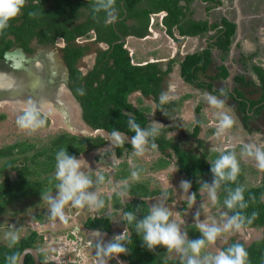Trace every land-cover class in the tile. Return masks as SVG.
<instances>
[{"label":"flooded vegetation","instance_id":"af4514ba","mask_svg":"<svg viewBox=\"0 0 264 264\" xmlns=\"http://www.w3.org/2000/svg\"><path fill=\"white\" fill-rule=\"evenodd\" d=\"M42 0H26L25 6L29 5H44L45 10L55 12V10L64 11L62 3H59L58 0H49L46 3H41ZM74 3V9L77 8V12L70 16L67 20L57 15L56 19L49 18L50 16H44L41 20V25L36 28L37 33L40 34L41 28H51V29H63L67 27L66 33L68 35H64L59 33L57 30L55 32H47V35H43V38L40 36L34 37L30 44L29 50H25L21 47L14 48L8 52H15V51H22L25 55V62L23 65L25 66L24 70H32L37 73L39 70L42 71L47 76V81L52 80L54 82L53 87L60 88V100L62 101V96L64 92L66 94H70L72 99L75 101L76 104L80 107L81 112V119H82V108L80 103L78 102L77 98L73 93V86L78 85L77 79H72V71L70 68V64L68 62V57L74 56L82 50L85 54L77 60L75 68L78 69L83 76L88 75L93 69L96 67L99 61H103L104 63H108L109 66L112 65V60H110L109 50L115 48L117 45H123V48L126 49L127 41L129 36H135L141 39H157V28L165 29V35L169 39L170 44L176 45V43H180L179 38L184 39L183 42L187 38H196L198 47L196 48V52L205 53L208 52V56L210 59V64L206 72L200 73L198 76V82L203 84V87H198L197 84H189L193 88L199 90V93L202 92H210L213 95L221 96V92L224 93L221 98L226 99L227 104L232 105V111L236 113L237 116L234 115L235 119H239L238 123L243 126V131L248 134V136H253V134H258L261 141H257V145L264 147V102L255 105L254 107L251 106L252 102H257L261 98L257 100H252L244 95V90L249 88H255L258 86L262 89V83L260 81V77L257 70L264 71V0H191V4L188 7L190 9L194 6V13L188 14L183 16L181 25L183 28H189L190 22H207L201 21V14L202 8L206 11H210V14L216 17L217 27L211 24V18L208 19V30L198 36H185L181 35L180 30L177 27L173 28L172 34L168 32L167 26L164 25V19L167 17L168 13L166 11L161 12H153L150 13L147 17L148 27H147V34L144 37H138L136 34L142 31L146 19L142 16H129V10L126 6L127 0H116L120 3L121 8H118V18L116 22L112 24H106L104 22V14L99 13L96 14L98 18H94L93 9L89 6V0H70ZM160 0H140L137 5L136 13H143L146 10L150 11L153 8V4L159 2ZM83 5V6H82ZM181 6L184 8V12L186 13L188 10L186 8V4H182ZM204 10V12H205ZM71 11V9H68ZM139 11V12H138ZM193 16V17H192ZM200 17L199 20L195 18ZM38 24V22L36 23ZM233 25L235 27V33L231 39V44L228 49L223 50L217 45L219 38L222 36L221 31H226L228 26ZM174 30L177 31L178 35L174 33ZM46 36V37H45ZM55 36V37H54ZM238 40V45L234 47L235 41ZM185 43V42H184ZM244 43H249L254 47L252 54H248L247 51L244 49ZM234 47V48H233ZM127 50V49H126ZM128 51V50H127ZM179 51V50H178ZM177 50L175 52H178ZM129 52V51H128ZM191 53L193 55L194 53ZM131 62L132 57L131 53L129 52ZM190 55L187 54L185 58ZM109 56V57H108ZM93 58L94 62L92 67H88V63L84 64V68L80 67V63L87 58ZM20 58V56H19ZM18 58V59H19ZM184 58V60H185ZM55 59L58 61L59 65L55 67L54 62ZM183 60V62H184ZM182 62V63H183ZM155 63V62H154ZM181 63V65H182ZM160 64V63H159ZM250 64L253 67V71L256 74V78L254 79L253 83L247 82H240L239 76L241 75L240 72L244 71L243 67H246ZM14 65V61H6L5 59L0 60V71L2 72H9ZM174 65V64H173ZM56 69V73L52 74V69ZM210 70H215L216 73L214 76H207ZM29 72V71H27ZM173 72L171 69L170 75ZM227 72V75L224 77V73ZM239 73V74H238ZM27 74V73H26ZM238 76H237V75ZM243 74H247L244 72ZM31 76V75H30ZM182 77V76H181ZM225 81V83H229L230 87L228 89L219 88L217 86L216 81ZM257 84V85H256ZM50 86V85H49ZM49 87V88H53ZM257 88V87H256ZM172 95L177 91L175 88L171 90ZM236 92H241L244 96L243 99L247 101L246 113L240 109V103L242 101L241 98L237 97L235 94ZM136 93H140L137 91L130 95L129 101L131 96ZM228 93V94H227ZM233 94L234 99L232 100L230 95ZM53 92L51 94L45 95V97L37 99V103H41L44 100V103H49V100L53 99ZM142 95V94H141ZM170 96V95H168ZM142 97H144L142 95ZM151 97V96H150ZM144 97V98H150ZM153 98V97H152ZM185 101L190 99V96H184ZM188 98V99H187ZM263 98V97H262ZM154 101V98L152 99ZM171 100V99H170ZM168 102H171V101ZM66 104L65 101H62ZM131 103V102H130ZM155 103V102H154ZM132 104V103H131ZM16 108L19 107V103L13 104ZM133 105V104H132ZM165 108L167 104H165ZM69 105H67L68 107ZM135 107V106H134ZM21 108V107H19ZM136 108V107H135ZM188 109V106L185 107ZM48 107H43L41 109L42 113H47L46 110ZM137 110L140 108H136ZM192 111H197V108L190 107ZM189 109V110H190ZM45 110V111H44ZM257 110L259 113H257ZM164 110L162 109L159 112L158 106L156 107V116H161ZM231 113L233 114V112ZM51 112V111H48ZM207 113V111H205ZM58 113V112H56ZM55 113V114H56ZM48 114V113H47ZM62 117L64 116L61 112H59ZM209 114V113H208ZM207 114V115H208ZM149 117V112H147ZM246 115H249L248 123L250 128H246V123L244 122V118ZM69 116V113L68 115ZM71 117V116H70ZM70 117L67 120L70 122ZM65 116L63 117V119ZM83 120V119H82ZM149 120L151 118L149 117ZM179 120L180 117H179ZM209 120V121H208ZM199 121V120H197ZM200 124L205 126L207 123H214L215 126L216 121L215 117H207L206 122L199 121ZM84 123V121H83ZM149 123V122H148ZM198 123H195L193 127L192 134L190 135L191 140L195 141L200 147L205 146V142L200 137V133L204 132V127H200V132L197 137H194L195 127ZM206 124V125H207ZM210 126V124H208ZM87 126V125H86ZM148 126V125H147ZM236 126V125H235ZM89 128V127H88ZM95 133H103L104 135L100 134L94 136L92 138L101 137L106 141V145L102 148L95 149L100 150L99 154H103L106 156V160L112 159V161L105 166L99 165L96 168H87L85 169L90 175H92L93 183L95 185V189H100L102 186L105 194L101 193L99 195L100 199L106 201L107 204L104 209L100 211H89L87 209L78 210L69 207L67 209V220L66 222H61L59 220H55L52 222H48L43 216H39L38 218L42 217V221L36 222V224L32 227V230L28 233L33 231H37V233L41 235H45L46 232L51 231L55 234H61L59 240L61 241V237H66L69 234H72L74 237V241L77 240L79 237L78 233H81V239L86 240L85 245L83 246V242H80L79 246H82L85 255L92 257L94 255L95 260L97 261V246L106 243L112 238L122 232L128 233L127 223L123 220L124 209L126 206L133 202L135 199L146 201L149 205L156 203L157 198L163 200L166 205L172 208L174 213L173 218L179 221L182 220V217H179L181 213L185 212L188 214L189 207L186 200V194L183 193L182 189L179 188V184L182 180H187L184 176L180 174L178 171V156L174 150H169L165 154L160 153L159 151L152 150L149 146L147 148L146 154L143 157H139V163H134L133 159V150H125L122 155H119L117 152V146H109L110 137L108 135V131L103 129L93 130L89 128ZM215 131V130H214ZM212 130V133L215 132ZM130 139L131 136L127 135ZM164 136H166L164 134ZM241 139L244 137L240 134L239 136ZM171 141V140H170ZM129 143V142H128ZM252 143V142H251ZM174 147L178 146L180 151L183 150L187 153H192L196 156L202 157L207 159L209 162L213 160V155H219L218 151H211L205 148L206 152L196 153V149L192 148H182L178 143H173ZM206 147V146H205ZM235 150L241 149L238 145L234 148ZM93 150V151H95ZM92 151V152H93ZM200 151V149H199ZM91 153V152H90ZM88 153V154H90ZM169 156H168V155ZM81 156V155H80ZM78 156V157H80ZM206 156V157H205ZM77 157V158H78ZM105 160V161H106ZM169 162V164H165L164 162ZM249 167L254 168V170H258L255 166V162H252V165ZM124 168V170H122ZM249 170H251L249 168ZM133 171H137L140 174V179L136 180L131 176ZM259 171V170H258ZM102 174L105 177L104 183H100L96 174ZM250 173V172H248ZM259 180L257 181L258 184L261 183L264 172L259 171ZM247 178H251V176L245 173V180ZM254 182V181H253ZM149 187H148V186ZM152 189L151 191L146 190L145 188ZM144 188V190H140ZM154 188V189H153ZM144 191H149V196H143ZM157 192V194H156ZM167 192V198L164 197L163 193ZM125 193L127 195H125ZM138 193V195H136ZM192 189H189L188 195H190ZM100 194V193H99ZM201 195V191H199ZM219 195V192H218ZM35 198V197H30ZM37 198V197H36ZM184 198V199H183ZM25 200V199H24ZM201 200V199H196ZM171 203V204H170ZM116 205H121V207H117ZM109 206V207H108ZM107 209V210H106ZM192 211V210H191ZM204 216L207 215L203 212H200ZM196 214V213H193ZM193 216V215H192ZM195 216V215H194ZM202 216V215H201ZM111 219L112 228L108 231L101 230L99 227H93L91 224H95L97 220ZM92 221V223H90ZM182 222V221H181ZM180 224L182 225L183 223ZM33 225V224H32ZM195 226L194 223L187 224L184 223L183 231H186V228H190ZM67 230V231H66ZM68 231L70 233H68ZM27 233V234H28ZM49 233V232H48ZM67 233V234H66ZM188 234V233H187ZM47 237V236H46ZM127 237V236H126ZM263 234H261V237ZM65 239V238H64ZM67 241V240H66ZM233 241L240 242L237 240H231V242L226 245L229 246ZM87 245V246H86ZM251 245V244H250ZM225 247V246H224ZM39 250V249H38ZM80 250V249H79ZM74 251H76L74 249ZM43 253V252H39ZM75 256L79 257L80 254L76 253H68L66 256L64 255L63 259L66 257L75 258ZM90 258V257H86ZM82 258H78L73 263L77 264H86L82 263ZM119 261L120 260L119 258ZM88 262V261H87ZM68 262H63L65 264ZM89 264V263H88ZM108 264H118L116 260L110 259L108 260ZM125 264V262H124Z\"/></svg>","mask_w":264,"mask_h":264},{"label":"trees","instance_id":"16d2710c","mask_svg":"<svg viewBox=\"0 0 264 264\" xmlns=\"http://www.w3.org/2000/svg\"><path fill=\"white\" fill-rule=\"evenodd\" d=\"M48 1L42 0L41 3L43 4ZM139 1H126L129 16H138L140 20L139 16H142L146 19L142 31L136 34L138 37H144L147 34L148 15L161 11L168 13L164 19V25L167 26L170 34H172V30L175 27L180 30L181 35L185 36H198L208 30V22H190L188 29L183 28L180 24L183 16L186 15L181 3H190L191 0H160L152 5L153 8L150 11L146 10L143 13H136V5ZM58 2L62 3L61 7H63L64 11H47L44 5L37 4L24 6L21 14L16 19L10 21V27L5 30L4 35L0 36V60L4 59L6 52L14 48L21 47L28 51L31 40L36 36L43 38V35H47V32H55L56 30L59 33L68 35L65 32L67 31V27L63 29L41 28L39 29L40 34L36 31V28L41 25L40 22L44 16L56 19L59 14V16L67 20L77 12V8L74 9L75 2L73 3L70 0H58ZM116 6L119 9L121 8L120 3L117 1ZM68 9H71V11H68ZM37 22L38 24H36ZM220 33H222V36L219 38L220 40H218L217 45L226 50L231 44L235 27L230 25L226 31H221ZM84 54L85 52L83 53L80 50L78 54L68 57V62L72 71V79H77L78 82V85H74L72 90L80 103L82 119L87 127L93 130L103 129L108 132H111L114 128L132 136L134 133L130 132L127 127L129 116H133L141 127H147L149 122L147 112H149V109L141 108L137 110L129 101L130 95L137 91H140L144 97H153L160 111L165 108V104H159V97L162 93L163 80L170 73L171 67L164 72L159 63H148L144 66L134 65L131 62L129 52L123 48V45H117L115 48L109 50L110 57H108L112 60L111 66L108 63L99 61L92 72L83 76L75 68V65L77 60ZM209 64L208 52H196L193 55H188L181 65V76L186 83H199L197 86L203 87V84L198 82V75L206 72ZM256 71L262 83L263 98L257 102H252V107L264 102V71L257 69ZM226 75L227 72L224 73V77ZM78 89H83L84 94L81 95ZM235 94L242 99L240 109L243 113H246L247 101L243 99L244 95L241 92H236ZM230 97L232 100L234 99L233 94ZM257 113H259L258 110ZM248 118L249 115H246L244 118L246 128H250ZM199 132L200 126L197 124L194 137H197ZM155 143L158 145L156 151L162 154H165L170 149L175 151L178 156V171L191 182V189L192 192L196 193V199H201L199 194L200 185L205 181L207 183L212 182L213 175L210 172L209 163L216 159L218 155L214 154L213 160L209 162L207 159L190 152L180 151V148L178 146L174 147L173 142L167 140L164 135L158 136L155 139ZM105 145L106 141L101 137H80L70 133H60L38 150L36 144H29L27 142H17L0 149V160L4 159L0 167V214L4 213L14 203L30 197H41L40 194L45 190L54 191V184L56 183L54 180L55 156L61 148L68 150L70 154L78 157L88 154L95 149L102 148ZM149 147L151 148V144H149ZM125 150H133L130 143L126 142L123 146H117L119 155H122ZM165 164H169V162L166 161L164 162V166ZM245 173V168L241 166V173L235 184L222 183L220 185L218 189V208H222L228 216H231L233 211H239V209L228 210L224 206V200L228 196V191L234 189L237 184L245 187L244 196L248 207L243 210V215L250 218L253 212L257 214L255 220L251 224L246 225L245 228L262 229L263 237L254 241L249 246H246L243 242L236 241H233L230 245L239 243L244 246L249 255V264H264V176L259 185L247 187L245 185ZM11 174H14V179H12ZM140 190H144V188ZM148 192L144 191L142 193L143 196H149L150 193ZM106 204L107 202L104 201L105 206ZM117 207H121V205H116ZM149 207L150 205L146 201L135 199L126 206L124 213L132 211L138 218H142L147 213ZM103 209L105 211V207ZM37 219L42 221V217ZM91 225L105 231L112 228L111 219L108 217L97 220L95 224ZM127 227L128 233L126 239L130 241L127 244L129 254L119 257L125 264H180L179 258H169L166 249L162 247L155 249L153 252L148 251L146 247H142L140 237L134 231L133 226L127 225ZM186 231L190 240L200 237L195 226L186 228ZM43 240L44 235L40 236L37 231H33L22 237L14 248H9L7 244L0 243V264H5V256L14 252H19L21 255L28 248L38 250L40 245L44 243ZM229 246H225L224 248L226 249ZM40 260L41 264H55L48 262L44 253H40ZM24 264H35L34 258L28 255Z\"/></svg>","mask_w":264,"mask_h":264},{"label":"clouds","instance_id":"9594fccd","mask_svg":"<svg viewBox=\"0 0 264 264\" xmlns=\"http://www.w3.org/2000/svg\"><path fill=\"white\" fill-rule=\"evenodd\" d=\"M25 3L26 0H0V36L4 35L5 30L10 27V21L21 14ZM89 6L93 9L94 18H98L96 14L103 13L106 24L116 22L118 18L116 0H89ZM78 91L81 95L84 94L83 89H78ZM223 95L224 93L221 92V96ZM221 96L213 95L207 91L202 92L200 96L201 102L213 110L216 120L215 136L217 138L225 136L237 123L235 117L230 114L226 99L221 98ZM159 101L160 105L166 104L169 101L168 94L161 93ZM194 122L198 123L201 128L204 127L199 121H195V118ZM45 124V116L32 101H28L26 107L16 117L17 127L29 134L36 133ZM127 127L130 132L134 133L130 139L126 133L114 128L108 133L113 145L120 147L129 142L133 149V155L137 157L145 156L149 144H151L153 150L158 148L155 139L161 132L162 125L160 122L151 119L147 127H141L133 116H129ZM242 148V156L254 161L257 169L264 172V147L246 142L242 143ZM55 160L54 180L56 183L54 184V191L45 190L40 194L41 200L47 203L50 220L66 222L69 207L96 212L105 207L104 201L98 195L99 189L96 191L91 190L94 183L92 175L85 170L87 164L84 160L77 158L63 148L57 151ZM209 164L213 180L211 184L206 181L201 183L200 191L206 192L208 200L213 206H216L219 204L218 189L220 185L222 183L235 184L237 182L241 173L240 160L237 158L235 150H221L217 158ZM96 176L100 183H104V175L97 173ZM131 176L136 180L140 179V174L137 171H133ZM254 183L252 182V185H258ZM179 188L186 194L188 207L192 208L196 202V193L193 192L188 195L191 182L182 180ZM244 193L245 187L239 184L228 191L224 206L230 211L235 209H239V211H233L231 216L225 213L226 222L222 224L215 221L212 223L201 221L199 219L200 214L197 211L194 216L195 228L200 234L197 239L190 240L188 238L187 231H182L181 224L173 218L172 209L159 198H157L156 203L150 205L147 213L142 218H138L134 212L129 211L123 214V220L127 222V225L133 226L134 231L140 237L142 247H146L150 252L162 247L166 249L169 257L172 254L178 256L180 264H249V255L244 246L236 243L225 249L221 243L225 233H238L246 229V225L251 224L256 218L257 214L255 212L252 213L250 218L243 215V210L248 207ZM125 195L127 194L125 193ZM163 195L167 198V192H164ZM10 228L11 230L5 232V239L8 241L7 246L14 248L21 239L20 230L15 229L14 225ZM126 236L127 232L125 231L114 236L112 240L98 245L96 264H108V260L112 258H116L118 264H124L123 261H119V257L129 254L127 244L130 241L126 239ZM64 238L63 240L61 238V241H74L72 234ZM47 241L48 238H45V242ZM209 246H215L219 250L213 254L206 251ZM57 253L61 255L62 261L57 258L47 261L55 264H62L63 262L77 264L72 261L75 258L63 259L64 254L59 250ZM19 260V252L5 256V264H19Z\"/></svg>","mask_w":264,"mask_h":264},{"label":"rangeland","instance_id":"374dc122","mask_svg":"<svg viewBox=\"0 0 264 264\" xmlns=\"http://www.w3.org/2000/svg\"><path fill=\"white\" fill-rule=\"evenodd\" d=\"M162 37H158L155 41V39L148 40L144 46H141V48L146 47V49H149L153 46L156 42H163L165 39H162ZM169 46H166L164 48V51L162 50L164 56L169 55ZM172 51V50H171ZM94 62L93 58H87L86 60H83L82 63H80V67L84 68V64L88 63V67H92ZM264 64V62H263ZM85 69V68H84ZM179 83L184 82L182 78H179ZM178 83V84H179ZM185 83V82H184ZM186 90H183L182 88H175L177 91L175 95H178L176 98L172 95L169 96V100H178L181 96L184 97L186 95H189L188 93H193V89H191V86L185 85ZM168 93V92H167ZM169 95V94H168ZM62 101H65L67 105V111L69 113L70 122L67 125L65 123V120L63 119L62 115L59 113H53L48 115L47 113L43 112L42 114L46 118V124L43 128L38 130L36 133L29 134L24 131H21L17 125H16V117L21 113L23 108H16V106L12 105L10 102L0 103V149L7 147L9 145H12L17 142H27L29 144H36L37 150L41 149L43 146H45L47 143L50 142V140L60 134V133H70L73 135H77L80 137H94L97 135H104L103 133H95L92 130H90L85 123H83V120L81 119V112L80 107L78 104L75 103V101L72 99L70 94H66L64 92V95L61 97ZM137 96L133 95L130 98V101L133 102L134 105L137 101ZM148 100V99H146ZM145 100V101H146ZM66 105V106H67ZM189 109V107H188ZM186 109L188 112L189 110ZM155 115V116H154ZM153 116H150L151 119L158 121L161 123V132L160 135H166L167 140H171L173 143H178L182 148H194L197 150L196 153L206 152L205 148L211 150V151H218L221 150H235L234 148L238 145L241 147V149L235 150V153L237 155V158L240 160V167H244L246 170V173L251 176V178H247L245 180L246 186H254L252 185V182L254 181V184H258L259 180V174L258 170L254 171V168H252V172L248 173L250 171L248 167L252 165V160L248 159L247 157L242 156V143H246L247 139L243 138L241 139L240 132L243 131V126L238 123L239 119L237 120L236 126L234 128L225 134V136L217 138L214 133H212V130H216L214 123H208L210 126L205 124L204 126V132L202 131L200 133V137L205 142V146L200 147L195 141L191 140L190 135L192 134L193 127L195 125L194 117L188 118L187 116H180L181 120L178 121H171V120H162L156 116V112ZM236 116V115H235ZM4 117V118H3ZM156 117V118H155ZM186 118V120H184ZM209 121V120H208ZM216 121V120H215ZM241 128V129H240ZM215 132V131H214ZM109 146H113L111 139L109 140ZM200 149V151H199ZM99 153V152H98ZM89 156H87L88 158ZM87 158H81L85 162L88 160ZM134 163H139V157L133 155ZM4 162V159L0 160V167L2 166V163ZM124 170V168L122 169ZM12 179L15 178L14 174H11ZM212 182H209L211 184ZM259 185V184H258ZM104 191V190H103ZM201 200H196L194 206L192 208H189L188 214H185V212L181 213L179 217H182V222L179 221V223H183L181 225V229L183 231L184 223L195 225L194 215L193 213L199 212V219L201 221H207L209 223H212L215 221L216 223H224L226 222V218L224 216L225 211L222 208H218L219 205L213 206L211 202L207 198L206 192H201ZM184 199V198H183ZM171 204V203H170ZM172 209V208H171ZM192 210V211H191ZM200 212H203L207 215L204 216ZM193 215V216H192ZM202 215V216H201ZM43 216L48 222H52L53 220H50L48 217V206L46 202H43L41 200V197H35V198H26L25 200L19 201L17 203L12 204L7 208V210L0 214V243L1 244H7L8 241L5 239V232L8 230H11L10 226L14 225L15 229L20 230V236L21 238L24 237L28 232L32 230V227L36 224L38 221V217ZM35 223V224H34ZM33 224V225H32ZM67 231V230H66ZM49 232V233H48ZM44 235L43 244L39 247V252H43L46 256V259L48 261L53 260L54 258H57L59 261H62L61 255H59L57 252L58 250L61 251L65 256L66 254L72 252L74 254L78 253L81 256L77 257L75 256V259L78 260V258H82V263L86 264H96V260L94 255L92 257L85 255V252L80 245V242H83V246L85 245L84 239H81V233H78L79 236L76 241L69 240V241H59V237L61 234H55L54 231H48ZM68 233H70L68 231ZM67 234V233H66ZM262 234V229L258 230H247L243 229L240 232H231V233H225L222 237L221 243L223 244V247L228 245L231 240H237L240 242L245 243L246 246H249L254 241L260 239ZM47 236V237H46ZM45 238H48V241L45 242ZM62 240L64 239V236L61 237ZM79 244V245H78ZM87 246V245H86ZM74 249L76 251H74ZM80 249V250H79ZM219 249L215 246H209L206 251L212 252L215 254ZM86 257H90L87 258ZM69 259L70 257H66ZM169 258H179L175 254H172ZM74 259V258H73ZM114 260H118L116 258H113ZM88 261V262H87Z\"/></svg>","mask_w":264,"mask_h":264},{"label":"crops","instance_id":"0c3cea01","mask_svg":"<svg viewBox=\"0 0 264 264\" xmlns=\"http://www.w3.org/2000/svg\"><path fill=\"white\" fill-rule=\"evenodd\" d=\"M187 3L188 2H182V4L187 5L186 6L187 10L189 9L186 12V17L188 14L192 15L194 13V10H195L194 6H192V8L190 9V7H188L189 4H187ZM202 10L203 11H202V14L200 16L201 18L197 17V18H195L196 20H199V18H200L201 21H207L208 22V19L211 18V20H212L211 24H213V26H215V27L219 26L216 23H214L216 21V17L214 15L210 14V11H206L203 8H202ZM204 10H205V12H204ZM165 31L166 30L164 28L161 29L160 27L156 29L157 36L158 37L163 36L162 39H165V40L162 43L161 42L154 43L153 46L149 49H146V47L141 48V46H144L149 39H147V38L141 39V38H137L135 36H129L126 49L131 53V57H132V61H133L134 65L144 66L148 63H154L155 62V63H160L164 72L167 71L170 67H171V69H173V72L164 78L163 85H162V93L168 92L167 94L172 96V93H171L172 88H179L180 89L183 87L184 91L187 89L185 85H188V84H186L184 82L179 83V80H180L179 78L181 77V63L183 62V60L187 54L191 55V53L197 51L196 48L198 47L199 43L196 41L197 40L196 38H187L184 41L185 43L183 42L184 39L179 38L180 43H176V45H174V43H173V45H171L170 44L171 42H169V39L165 35ZM174 33L176 35H178L176 30H174ZM152 41H154V40H152ZM166 46H169V49H170L168 57H167V55L164 56V54L162 52V50L164 51V48ZM244 49L247 51L248 54H252L254 47H252V45L249 43H244ZM176 50L177 51L179 50V51L175 52ZM243 68H244V71L240 72L241 75L239 76L240 82L253 83L254 79L257 77L253 71V67L250 64H248L246 67H243ZM244 72H247V74H243ZM215 73H216L215 70H210L208 72L207 76L208 77L214 76ZM216 82H217V86L219 88L228 89L230 87V84L225 83V81L219 80ZM188 86H190V85H188ZM191 89H193V93H188L189 95H187V96H190L189 100L185 101V98L184 97L181 98V96L177 101L176 100H170L171 102L166 103L167 104L166 109H163L164 110L162 112L163 114L158 118H160L162 120L178 121L180 116H187V114H188V118L194 117L195 121L199 120L202 122H206L207 117H213L214 118L213 110L211 108H209L206 104L201 102V100H200L201 94L199 93V90H197L196 88H193V87H191ZM175 94H174V97L176 98L178 95H175ZM243 94L244 95L246 94V96L252 100H257L258 98L263 97L262 89L258 86H255V88L247 87V89L244 90ZM134 95H136L138 97L137 101H136L137 105H134L132 101H130V102L136 108H140V109L141 108L142 109L147 108V109H149V117L153 116L156 112V107L158 106L156 104V102L152 100L153 98L152 97L144 98V97H142V95L140 93H136ZM146 99H148V100H146ZM186 106H188L189 109H190V107H194V108L196 107L197 111H194V110L192 111V109H190V110L188 109L189 111L187 112L186 108H185ZM227 107L230 108V114L231 115H233V116L236 115V113H234L232 111V105L230 103L227 104ZM205 111H207V113ZM231 111L233 112V114L231 113ZM159 112H160V109H159ZM184 120H186V118H184ZM240 134L245 139H247L246 142H252V143L258 144L257 141H261V138L258 137L259 136L258 134H255V135L253 134V136H251V135L248 136V134H246V132H244V131H241ZM99 151L100 150H97V151L95 150V151L91 152L90 154H83L80 157H78V158H87V156H89L87 158L88 160L86 161V164H87L86 169L87 168H91V169L96 168L99 165L105 166V165H108L112 161L113 158L108 161L105 159L106 156H104L105 155L104 152H103V154H99L98 153ZM249 168L251 170L248 172L251 173L253 169L251 167H248V169ZM148 187L146 190L151 191L152 189H150ZM100 189L101 190H99L98 195L101 196V193L105 194V191H103L102 186H100ZM91 190L92 191L97 190V189H95V185H94L93 189H91Z\"/></svg>","mask_w":264,"mask_h":264},{"label":"water","instance_id":"95a60500","mask_svg":"<svg viewBox=\"0 0 264 264\" xmlns=\"http://www.w3.org/2000/svg\"><path fill=\"white\" fill-rule=\"evenodd\" d=\"M237 45H238V40L235 41L234 47H236ZM4 59L8 62L14 61V65L12 66L9 72L0 71V103H5V102H10V103L16 102L17 103L18 102L19 107L24 108L26 107L28 101H32L40 108L48 107V109L53 110V113H55L54 111L56 108L57 110L62 108L64 103L60 100V94H61L60 90L61 89L60 88L58 89V87H53L54 82L52 80L47 81V76L44 73H41L42 71L39 72V70L37 71V73L32 70L23 71L25 68L23 63L26 61L25 60L26 58L22 51L6 52L4 55ZM53 62L55 65L54 68H56L59 65V63L56 59ZM54 68L52 69L53 70L52 74L56 73V69ZM4 77H11L15 81L10 86L4 85V84L2 85L1 82L3 81ZM49 85L53 88H49L50 87ZM42 86L46 87L48 90H51V89L53 90L54 96L52 95L53 99L49 100V103L48 102L44 103V100L41 103L36 102L37 99L35 98L34 94L38 90L35 91V89L36 88L39 89ZM46 112L48 113V115L52 114V112H48V111ZM65 114L68 115V112ZM67 119L64 118L65 123L68 125L69 120ZM263 200H264V196H263ZM28 255H31L34 258L35 264H41L40 254L38 250H36L35 248H28L24 250L23 253L20 255L19 264H24L25 259ZM65 264H72V263H65Z\"/></svg>","mask_w":264,"mask_h":264},{"label":"bare ground","instance_id":"6f19581e","mask_svg":"<svg viewBox=\"0 0 264 264\" xmlns=\"http://www.w3.org/2000/svg\"><path fill=\"white\" fill-rule=\"evenodd\" d=\"M14 79L13 78H11V77H4V79H3V81L1 82V84L3 85H8V86H10V85H12L13 83H14ZM39 88V87H38ZM38 90V91H37ZM35 91H37L34 95H35V98L36 99H40V98H43V97H45V95H47V94H50V93H52L53 92V90L51 89V90H48L46 87H41V88H39V89H35ZM50 93H49V92ZM16 103V102H15ZM15 103H12V105L13 104H15ZM56 107V106H55ZM59 107V106H58ZM40 108V107H39ZM40 109H42V108H40ZM46 110H48V111H51V112H53V110H51V109H46ZM57 108L55 109V113L56 112H61L64 116H65V119H67L68 118V116H67V114H65V113H67L68 111H67V106L65 105V103H64V105L62 106V108H60V109H58L57 111Z\"/></svg>","mask_w":264,"mask_h":264}]
</instances>
